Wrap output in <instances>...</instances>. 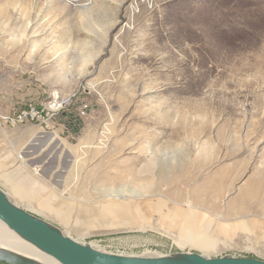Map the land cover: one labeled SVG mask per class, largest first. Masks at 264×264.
<instances>
[{
    "label": "rangeland",
    "instance_id": "374dc122",
    "mask_svg": "<svg viewBox=\"0 0 264 264\" xmlns=\"http://www.w3.org/2000/svg\"><path fill=\"white\" fill-rule=\"evenodd\" d=\"M53 93L49 131L0 123L17 205L109 253L264 260V0H0V113Z\"/></svg>",
    "mask_w": 264,
    "mask_h": 264
},
{
    "label": "water",
    "instance_id": "95a60500",
    "mask_svg": "<svg viewBox=\"0 0 264 264\" xmlns=\"http://www.w3.org/2000/svg\"><path fill=\"white\" fill-rule=\"evenodd\" d=\"M0 221L22 239L59 264H264L256 258L206 257L198 253L124 255L99 250L66 235L58 227L16 205L0 188ZM3 264H33L12 255H0Z\"/></svg>",
    "mask_w": 264,
    "mask_h": 264
},
{
    "label": "built area",
    "instance_id": "2783aa9c",
    "mask_svg": "<svg viewBox=\"0 0 264 264\" xmlns=\"http://www.w3.org/2000/svg\"><path fill=\"white\" fill-rule=\"evenodd\" d=\"M67 99L59 97L58 93L44 101H30L10 114L0 113V123L11 128L38 124L44 131L53 127V120L63 109Z\"/></svg>",
    "mask_w": 264,
    "mask_h": 264
},
{
    "label": "bare ground",
    "instance_id": "6f19581e",
    "mask_svg": "<svg viewBox=\"0 0 264 264\" xmlns=\"http://www.w3.org/2000/svg\"><path fill=\"white\" fill-rule=\"evenodd\" d=\"M50 139L51 137L49 136L47 142ZM19 157L24 158L21 154L19 155ZM39 170L40 169L36 168L35 173H39ZM66 192L67 191H63L60 193V195L69 197L67 196ZM13 202L16 204L15 201ZM66 235L70 236L67 233ZM92 246H94V244ZM94 247H97V246H94ZM0 255H12L17 258L31 262L33 264H59L53 258L42 253L37 248H35L33 245H31L28 241L22 239L17 234H15L12 230L8 229L1 221H0Z\"/></svg>",
    "mask_w": 264,
    "mask_h": 264
},
{
    "label": "crops",
    "instance_id": "0c3cea01",
    "mask_svg": "<svg viewBox=\"0 0 264 264\" xmlns=\"http://www.w3.org/2000/svg\"><path fill=\"white\" fill-rule=\"evenodd\" d=\"M47 136H49V134H47V135H46V134H45V135H44V134H41V135L38 136V137H39V139H40V138H42V137H43V138H46Z\"/></svg>",
    "mask_w": 264,
    "mask_h": 264
}]
</instances>
